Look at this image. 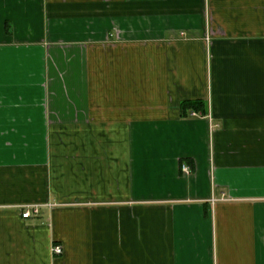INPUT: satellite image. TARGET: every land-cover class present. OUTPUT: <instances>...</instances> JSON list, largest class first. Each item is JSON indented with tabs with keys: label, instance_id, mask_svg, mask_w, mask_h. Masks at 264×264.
Returning <instances> with one entry per match:
<instances>
[{
	"label": "crops",
	"instance_id": "obj_1",
	"mask_svg": "<svg viewBox=\"0 0 264 264\" xmlns=\"http://www.w3.org/2000/svg\"><path fill=\"white\" fill-rule=\"evenodd\" d=\"M0 264H264V0H0Z\"/></svg>",
	"mask_w": 264,
	"mask_h": 264
},
{
	"label": "built area",
	"instance_id": "obj_2",
	"mask_svg": "<svg viewBox=\"0 0 264 264\" xmlns=\"http://www.w3.org/2000/svg\"><path fill=\"white\" fill-rule=\"evenodd\" d=\"M192 115H196L195 113H193ZM183 170H187L186 166H183ZM40 208L38 206H33L31 208H27L23 214L22 217L24 219H29L31 218L33 215H36L39 213ZM53 252L57 255L62 254V248L60 246H54L53 248Z\"/></svg>",
	"mask_w": 264,
	"mask_h": 264
},
{
	"label": "trees",
	"instance_id": "obj_3",
	"mask_svg": "<svg viewBox=\"0 0 264 264\" xmlns=\"http://www.w3.org/2000/svg\"><path fill=\"white\" fill-rule=\"evenodd\" d=\"M202 102L200 101H187L183 103L182 105V111L183 114L185 115L186 112L191 111V110H203ZM201 110V111H202Z\"/></svg>",
	"mask_w": 264,
	"mask_h": 264
}]
</instances>
